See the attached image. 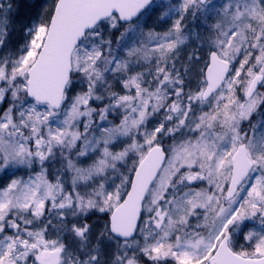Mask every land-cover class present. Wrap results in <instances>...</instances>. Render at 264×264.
<instances>
[{"label": "snow or ice", "instance_id": "snow-or-ice-1", "mask_svg": "<svg viewBox=\"0 0 264 264\" xmlns=\"http://www.w3.org/2000/svg\"><path fill=\"white\" fill-rule=\"evenodd\" d=\"M19 9L0 264H264V0H45L13 43Z\"/></svg>", "mask_w": 264, "mask_h": 264}, {"label": "rangeland", "instance_id": "rangeland-1", "mask_svg": "<svg viewBox=\"0 0 264 264\" xmlns=\"http://www.w3.org/2000/svg\"><path fill=\"white\" fill-rule=\"evenodd\" d=\"M44 2H45V0H14V7L17 3H19L20 9H19V15H17L16 19H15L14 30L11 31V35L9 37L10 42L18 43L22 40L23 36H22V32L20 31V29L22 28L23 24L27 21L29 16H35V15L39 14V12L41 11V6L43 5ZM28 6H29V11H30L29 14L27 13L28 12L27 11ZM164 27H166V26H160L158 28V30L163 31ZM191 50H192L191 46H189L188 48H186L184 50L182 55H184L186 58L187 53L190 52ZM5 107H6V105H5ZM110 119H111V117H110ZM116 122L118 123L119 121L116 120ZM21 175H24V178H27L26 174H24L22 172L17 173V176H21ZM11 178L12 177L5 178V177H3L2 174H0V186L5 185L8 182V180H10ZM96 218H97L96 216L90 217L91 220H95Z\"/></svg>", "mask_w": 264, "mask_h": 264}, {"label": "trees", "instance_id": "trees-1", "mask_svg": "<svg viewBox=\"0 0 264 264\" xmlns=\"http://www.w3.org/2000/svg\"><path fill=\"white\" fill-rule=\"evenodd\" d=\"M27 13L29 14L30 13V11H29V6L27 7ZM212 22H214V21H210V23H212Z\"/></svg>", "mask_w": 264, "mask_h": 264}]
</instances>
